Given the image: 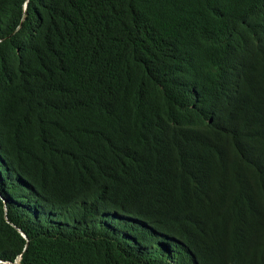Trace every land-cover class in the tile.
Segmentation results:
<instances>
[{"label": "trees", "instance_id": "1", "mask_svg": "<svg viewBox=\"0 0 264 264\" xmlns=\"http://www.w3.org/2000/svg\"><path fill=\"white\" fill-rule=\"evenodd\" d=\"M169 258L264 264V0H0V264Z\"/></svg>", "mask_w": 264, "mask_h": 264}, {"label": "clouds", "instance_id": "2", "mask_svg": "<svg viewBox=\"0 0 264 264\" xmlns=\"http://www.w3.org/2000/svg\"><path fill=\"white\" fill-rule=\"evenodd\" d=\"M161 264H173L172 259L169 258L167 261H163Z\"/></svg>", "mask_w": 264, "mask_h": 264}, {"label": "water", "instance_id": "3", "mask_svg": "<svg viewBox=\"0 0 264 264\" xmlns=\"http://www.w3.org/2000/svg\"><path fill=\"white\" fill-rule=\"evenodd\" d=\"M25 7H26V3L24 4V8H25ZM19 261H20V258L18 259V261H17L16 263H18ZM16 263H15V264H16Z\"/></svg>", "mask_w": 264, "mask_h": 264}]
</instances>
